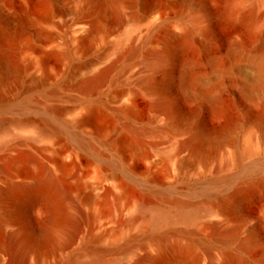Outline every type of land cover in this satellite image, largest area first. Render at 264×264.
Returning <instances> with one entry per match:
<instances>
[{
	"label": "bare ground",
	"instance_id": "bare-ground-1",
	"mask_svg": "<svg viewBox=\"0 0 264 264\" xmlns=\"http://www.w3.org/2000/svg\"><path fill=\"white\" fill-rule=\"evenodd\" d=\"M214 3L0 0V264H254L258 149L175 101L219 118L225 80L264 83V0H225L255 42L223 53Z\"/></svg>",
	"mask_w": 264,
	"mask_h": 264
},
{
	"label": "rangeland",
	"instance_id": "rangeland-1",
	"mask_svg": "<svg viewBox=\"0 0 264 264\" xmlns=\"http://www.w3.org/2000/svg\"><path fill=\"white\" fill-rule=\"evenodd\" d=\"M225 8V0H217V3L213 4V9L218 16V21L215 23L218 39L216 51L223 53L229 39L237 32L241 34L247 45L253 46L255 36L247 29L241 28L239 23L229 16ZM195 49L196 51L190 49L189 54L198 56L203 60L204 53L200 47H195ZM250 72V67L245 62L243 71L239 75L245 78ZM241 87L239 81L225 80L223 91L225 114L219 118L211 116L209 108L204 102L198 101L188 104L181 100L180 96H175V101L185 114L195 113L205 128L215 136L225 138L232 135L234 140L225 145L227 153H231L236 148L240 149L246 144L253 145L255 150L258 149L247 158L251 167L249 174L252 177L245 182L248 184V190L242 202L241 220L242 223L248 221L253 225L258 238L257 244L248 250V254L253 259L252 262L264 264V186L259 187L254 184L256 177L264 175V128L258 122L260 115L264 113V83L257 82V84L252 85L249 89L250 94L247 96L242 93ZM146 105V102L141 101V111L146 109ZM153 140L157 141V147L162 152L169 145V140L165 137H156ZM257 160L260 164H256ZM93 179L90 177V181ZM237 230L234 228L230 232L235 233ZM27 264H35V261H28Z\"/></svg>",
	"mask_w": 264,
	"mask_h": 264
}]
</instances>
